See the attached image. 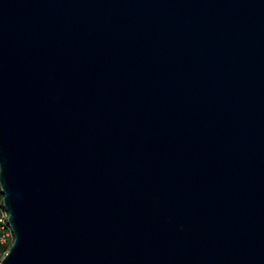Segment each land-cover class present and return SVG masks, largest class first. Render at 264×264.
<instances>
[{"label": "water", "instance_id": "water-1", "mask_svg": "<svg viewBox=\"0 0 264 264\" xmlns=\"http://www.w3.org/2000/svg\"><path fill=\"white\" fill-rule=\"evenodd\" d=\"M1 264H264V0H0Z\"/></svg>", "mask_w": 264, "mask_h": 264}, {"label": "built area", "instance_id": "built-area-1", "mask_svg": "<svg viewBox=\"0 0 264 264\" xmlns=\"http://www.w3.org/2000/svg\"><path fill=\"white\" fill-rule=\"evenodd\" d=\"M10 214L4 203V193L0 185V264L14 243L15 235L9 220Z\"/></svg>", "mask_w": 264, "mask_h": 264}]
</instances>
